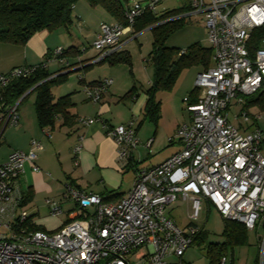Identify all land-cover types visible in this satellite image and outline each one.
<instances>
[{
  "label": "built area",
  "instance_id": "obj_1",
  "mask_svg": "<svg viewBox=\"0 0 264 264\" xmlns=\"http://www.w3.org/2000/svg\"><path fill=\"white\" fill-rule=\"evenodd\" d=\"M160 0H135L127 8L126 25L101 22L91 41L102 60L119 51L123 36L146 10L155 11ZM188 10L174 15H201L212 48L211 65L197 73V101L188 104L189 121L180 124L169 142L181 148L161 163L138 169L130 190L118 200L104 201L66 184L64 198L75 202L68 221L55 230H32L24 209L19 177L26 162L34 164L43 145L31 139L27 151L13 150L0 162V264H190L183 256L200 228L195 224L204 199L223 219L243 224L249 230L264 229V129L260 114L243 108L245 97L264 94V37L252 43L254 33L264 28V0H187ZM62 48L53 58L64 62ZM184 49L180 51L183 53ZM51 59V58H50ZM46 60L42 67L47 66ZM37 66L20 65L0 73V130L18 123L17 103L5 106L3 89L13 80L34 73ZM113 83L105 77L84 84L92 102H99ZM239 111L229 120L233 106ZM96 118H79L82 125ZM137 118L113 126L109 135L117 147V160L124 163L139 146ZM151 139L145 143L150 148ZM80 146L74 151L78 152ZM178 197L190 202V222L179 228L167 208ZM50 214L59 216V201L45 199ZM82 215V216H80ZM264 254V235L259 238ZM227 255L218 264H227Z\"/></svg>",
  "mask_w": 264,
  "mask_h": 264
},
{
  "label": "crops",
  "instance_id": "obj_2",
  "mask_svg": "<svg viewBox=\"0 0 264 264\" xmlns=\"http://www.w3.org/2000/svg\"><path fill=\"white\" fill-rule=\"evenodd\" d=\"M73 15L75 17L74 23L69 27L36 31L25 44L0 42V73L7 72L11 68L20 65L37 66L46 62L47 59H49L47 69L50 72H55L61 67V64L53 58L54 50L57 48L65 50L71 46L81 50V53L74 59L78 63L68 69L70 73L83 70V74L78 76L79 88L67 92L72 93L71 99L74 103L69 109L75 116L71 124L61 125V119L58 118L54 127L41 128L37 123L33 103V110L30 107L28 111L27 109L24 111L23 106H18V123L14 126L7 124L0 130V142L4 139L8 147L4 159H7L13 150L27 151L31 139L41 141L43 148L39 151L34 162L38 169H33L32 162H26L19 177V185L22 191L30 196L23 207L27 210L30 222L33 224L38 223V225L45 227L46 218L41 217L36 221L33 215L36 216L37 214L40 217L39 213L41 212L44 213L43 216L50 214L49 207L45 202L46 198L59 201L65 218L56 223L55 229L67 222L70 217L68 215L69 211L77 207L73 200L64 198L66 184H71L73 188L83 192L99 194L103 197H110L109 192L114 191L120 193L117 198L119 199L132 187L138 169L157 165L181 148L178 142L167 140V134L169 133L163 135L158 129L157 133L153 134L150 148L145 147L146 141L149 140L148 137L152 134L151 125L144 117V105L147 95L144 92L145 90L139 89L137 83L141 82L140 84L148 87L152 83L154 69L151 63L147 61L150 51L147 55L140 52L144 66L138 62L136 65L135 61L132 62L131 68L124 63L110 65L104 59L92 61L91 58L97 52L91 47L88 49L85 47L91 45L100 23L112 22L113 19L101 8L89 6L85 0H80L75 4ZM147 29L150 30V28H145L135 32L132 28L128 34L123 36L124 44L120 50L128 51L125 49L126 45L137 39V36ZM82 48H85V50H82ZM128 52L130 54V51ZM52 63L55 66L51 67ZM202 70L203 68L198 66V72ZM122 71L128 72L129 81L126 78L123 79L122 83L119 81L118 73ZM61 72L64 73L65 71ZM131 75L135 76V81ZM107 76L113 78L112 85L102 94L99 102L90 101L83 91V85ZM68 78L67 76L66 81ZM195 78L190 77L188 89L182 90L180 94L178 91L175 92V96L179 94L178 99L181 98L184 101V98L189 96V92L195 88ZM80 80L85 83L82 84ZM143 81L145 83H142ZM65 82L52 89L55 97H58V95H55L54 91L58 92ZM130 91L132 92L129 94ZM175 102L177 100L173 103ZM133 116L137 118L136 133L140 143L131 152L127 160L122 163L117 160V147L108 133L113 126L126 123ZM189 116L188 112V117L183 116L181 122H188ZM82 117L96 118L97 120L90 125H82L78 122V118ZM182 123H177L172 131H175ZM7 128H9L8 131H6ZM15 134L20 135V137H16ZM76 146H80L78 152L74 151ZM160 151H165L160 161L151 164L142 163L148 155ZM129 166L134 170L132 177L126 172Z\"/></svg>",
  "mask_w": 264,
  "mask_h": 264
},
{
  "label": "trees",
  "instance_id": "obj_3",
  "mask_svg": "<svg viewBox=\"0 0 264 264\" xmlns=\"http://www.w3.org/2000/svg\"><path fill=\"white\" fill-rule=\"evenodd\" d=\"M78 1L80 0H0V42L25 44L36 31L69 27L74 23L75 17L73 15V9ZM85 1L91 7L101 8L113 19L112 22L122 23L123 25L127 24L125 15L127 8L131 5L129 0ZM183 10H188L187 3L182 8L166 10L161 13L157 12V8L154 12L146 10L135 19L132 26L135 32L150 28L152 33L151 50L148 54L147 61L153 66L154 74L152 83L145 92L147 98L144 105V117L148 114L152 117L158 114L160 102L155 98V89L159 87L162 89L173 88L182 70L191 65H197L203 68V70L211 65L212 48L210 45L205 47L199 42L192 43L185 48L166 45L167 38L174 30L184 24V17L172 18L174 15L184 12ZM260 37H264V28L254 33L252 43L257 44ZM85 48L88 49L89 46ZM85 48H82V50H85ZM182 49H184V52L180 53ZM80 53V49L71 46L63 50L62 57H64L65 61L60 62L61 67L55 72H50L47 67H42L43 63H41L37 65L36 70L31 75L10 82L2 92L4 105H14L23 96L17 103L18 108L27 96L34 94L36 119L41 128L54 127L58 118L61 119V125L71 124L75 118L74 114L69 110L74 105L71 99L72 93L55 97L52 89L66 81L68 73H70L67 70L78 63L74 59ZM104 60L108 61L110 65L124 63L130 68L132 66L131 56L125 50H119L104 58ZM61 71L65 72L62 73ZM80 82L82 84L85 83L83 80H80ZM131 92L128 93L130 94ZM197 95L198 91L196 88L191 90L189 96L186 97L188 104L195 103L197 101ZM245 101L243 108L247 109L251 105H258L262 108L264 107V94L257 93L246 96ZM109 193L111 196L103 197L104 201L118 200L117 198L120 193L114 191H110ZM29 198V194L23 192L22 204H26ZM223 220L225 223L223 234L227 239L225 243L230 245L245 243L247 228L241 223L226 219ZM28 222H30V218ZM28 224L32 230H45L43 227L31 222ZM202 235L200 229L195 240L200 241ZM225 250L226 244H207L206 256L209 264H218L219 258L222 255H226L224 254ZM255 264H259L258 261H255Z\"/></svg>",
  "mask_w": 264,
  "mask_h": 264
},
{
  "label": "rangeland",
  "instance_id": "obj_4",
  "mask_svg": "<svg viewBox=\"0 0 264 264\" xmlns=\"http://www.w3.org/2000/svg\"><path fill=\"white\" fill-rule=\"evenodd\" d=\"M133 1L135 0H129V3L132 4ZM140 1L141 3H146L147 0ZM186 3L187 0H160V2L157 4V12L161 13L166 10L182 8L183 5H185ZM151 41L152 33L149 29H147L142 31L137 36V39L132 40L126 45L125 49L130 51V54L132 56L131 61L133 60L132 62L135 61L136 65L138 62L140 65L144 66L141 61L140 52H143L144 55H147L150 51ZM195 42H199L205 47L209 46L201 16H185L183 26L173 31V33L167 38L166 45L170 47L185 48ZM52 64L53 65H51V67L55 66L54 63ZM82 71L83 70H79L69 73L68 80L63 85H61L62 87H60L59 91H54L55 95L61 96L67 94V92L69 91L78 89L80 86L78 76L83 74ZM197 72L198 66L191 65L183 70L181 77L178 79V81H176L173 88L162 89L161 87H159L158 89H155L156 92L154 95L156 100H158L160 104L157 115L155 114L152 117L148 114L147 116H145V119L151 125L152 134L148 137L149 139L152 140L153 134L155 132L157 133L158 129V131L163 133V135L169 133L167 134V140L169 141V138L174 134V130L172 131L173 127L177 123H182L181 121L183 116L188 117L186 102L185 100L182 101L181 98L178 99V96L182 90L188 89L190 77L195 78ZM127 73L128 72L126 71L118 73L119 81L121 83L125 80V78L127 81H129V76ZM107 77L112 78L111 76ZM131 77L135 81V76L131 75ZM140 83L141 82L137 83L139 89H142V91L145 90L144 92H146L148 86H144V84L142 85ZM142 83L145 82L143 81ZM177 91L179 94L178 96H175V92ZM176 100L177 102L173 103ZM33 101L34 95L31 94L26 97L19 106H23L24 111L26 109L28 111V108L30 109V107L31 110H33ZM239 109V106L234 105L229 112V120L233 124H238L240 122V118L233 116L234 112H238ZM248 109L251 113L260 114L258 124L261 129H264V107L260 108L258 105H251ZM8 130L9 128L6 129V131ZM15 136L20 137V135L18 136V134H15ZM7 149L8 147L5 144L4 139H2L0 142V162L6 160L4 159V156L7 152ZM164 152L160 151L157 153L150 154L143 160L142 163H156V161H160L162 159ZM126 172L130 174V177H132V174H134V170L131 166L128 167ZM190 212V202L182 199L181 197H178L177 200L167 208L168 217L171 218L175 222V224L182 229L185 228L190 222ZM39 215L40 217L37 214L36 216L33 215V218L36 221L39 220V218L41 217L46 218L47 221L44 224L45 227H43L42 225H38V223L35 225L41 226L44 229L48 230L55 229L56 223L60 219L65 218V215H63V213L59 216H53L51 214H48L47 216L45 215V217L43 216L44 213L41 212L39 213ZM195 224L201 229L203 235L200 241L194 240L192 245L184 253V260L189 262L190 264H209L208 258L206 256V246L209 243H217L219 245L226 244V250L224 254H226L228 258L227 264H255V261H258L259 264H264V254H262V251L259 248V238L261 237V235H264V229L259 228L255 230H248L246 241L243 244L230 245L228 243H225L227 239L226 236L223 234L225 224L223 217L213 205L209 204L204 199L201 201V210L199 212V217L195 221ZM176 260V258H169V262L171 264L174 263Z\"/></svg>",
  "mask_w": 264,
  "mask_h": 264
},
{
  "label": "water",
  "instance_id": "obj_5",
  "mask_svg": "<svg viewBox=\"0 0 264 264\" xmlns=\"http://www.w3.org/2000/svg\"><path fill=\"white\" fill-rule=\"evenodd\" d=\"M69 71V70H68ZM23 97V96H22Z\"/></svg>",
  "mask_w": 264,
  "mask_h": 264
}]
</instances>
